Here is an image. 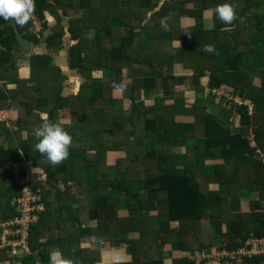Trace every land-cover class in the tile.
<instances>
[{
	"label": "crops",
	"instance_id": "0c3cea01",
	"mask_svg": "<svg viewBox=\"0 0 264 264\" xmlns=\"http://www.w3.org/2000/svg\"><path fill=\"white\" fill-rule=\"evenodd\" d=\"M49 1L51 3H56L55 0ZM61 1L67 3L70 0ZM83 1L89 3L91 7L99 8L104 1L108 0ZM153 1H156L157 4L153 9L149 10L142 25L148 23L149 19L152 18V12L159 9L164 0ZM75 2H78V0H75ZM225 2L234 6L237 17L232 24L220 28L218 17L214 15L213 9L216 5ZM129 3L128 0H120V6L122 7L128 6ZM54 8L56 9L54 12L50 10L51 7H49V9H43L41 15L34 10L29 20L28 28L25 29L24 33L19 32L24 37L25 35L32 36V40L28 39L31 43L29 54L15 58V52L19 50L18 41L12 44L13 58L10 64L14 65L16 72L12 74L11 77L13 78L7 79V81L4 82L5 84L0 81V89H5V86L9 90L15 89L18 81L24 82V85L28 89L35 88L38 85V81L45 83L46 81L43 79L37 80L31 77L30 57L33 55H49L51 58L50 65L59 68L61 74L65 76L64 81L61 83V95L64 97H73L77 95L86 79L80 69L70 68L69 50L75 43L69 29L71 28L73 30L79 28L84 30L80 33V36L86 41L84 48L89 52L88 54L91 56L94 54L97 56L101 55L99 59H95L98 66L95 70L91 71V77L100 80L104 84L117 83L110 92L106 106L102 103H98L97 106L104 111L105 109L110 110L113 106V101H118L128 111L134 107V103L138 101L143 102L144 99L146 101L143 102L145 106L159 108L162 105L167 112L174 115L175 121L182 125V127L175 130L168 139L165 136L163 128L146 131L142 134V148L145 152H151L156 143L163 141L161 152L172 156L175 160V164L173 165L172 162L169 164V167H166L164 158L160 156L156 158L157 160H155L154 163L148 159L149 163L145 170L146 173H144V171H139L134 176L129 177L128 180L123 179V188L127 192L124 190L119 192L111 187L109 179L107 178L108 175H113L117 171L116 166L118 160L126 157L123 150H114V148H112L113 136L109 130L101 131L102 144L107 147L108 150L105 153V158L98 160L96 165L89 163L93 162L97 153L96 150L91 149L85 151V153L82 152L81 155L83 156H79L78 152L69 151L68 158L73 159L72 161L77 163L74 168L77 176L69 180L68 183L71 185L72 194L75 195L79 220L77 221L75 219L76 215L73 216L71 213H68V210L62 208L57 210L56 213H53V218L50 217L47 221L50 227L45 229V224L38 234L37 240L39 242H46L49 245L47 250H43V252L47 253L48 257L50 252L60 250L65 258L72 259L74 264H79L80 259L77 255L79 247L92 246V250L97 247L100 248L99 257L104 263H130L131 254L127 250V245L130 242L129 240L137 237L135 231L130 230L120 235L121 240L119 243L113 245L109 243L97 245L88 234H84L82 237L77 238L76 233L79 228L83 229L85 227L91 228L97 226V221L89 217V209L94 199L99 195V188L106 183L108 184L107 193L109 196L116 198L115 210L118 216L138 217L142 221L141 226L149 225L154 229L159 228L162 224L165 226L169 225V227L172 228L170 238H175L167 241L162 248V255L166 264H171L173 258L181 256H187L191 259L193 256L214 253V251L217 248H221L228 239L225 227L218 230L217 224L214 223L211 218L200 219L198 221V227L203 233L212 236V246L205 250H184L177 239L180 234V220L174 217L170 219V221H167L168 214H166L163 219L160 217L159 208L167 209V204H169L164 198L170 197V194H173L172 190L169 191L170 188L168 186L165 187L164 190L158 192L157 197H153V195L149 196V198H155L154 206H150L151 209H148L146 205L138 209L134 201L132 204H128L126 199H128L127 196L129 194L146 193L152 186L143 182V178L148 175L154 179L157 177L161 178L166 173L176 175L177 177L183 176L187 167L186 157L194 152V148L202 147L205 144V127L203 124L196 122L194 116L185 113L187 106L195 105L208 113L214 114L223 125L229 124V126L233 128V131L236 128L241 129L242 125L239 124V122H234L230 125L231 122L227 120L228 109H226L224 105L229 106L230 103H232V100H229L230 97L238 99V104H234L247 106V114L249 116L264 111V103H255L252 101L248 96L247 90H245L246 87L237 89L226 86V84H222L221 86H213L212 84V82L216 80L214 79V74L220 75L221 72L217 68L226 69L229 68L232 63L231 66H236L240 70L239 73H246L248 75V85L256 88L254 92H251L253 94L252 98L264 95V92L261 91L262 85L264 84V0H195L181 5L179 4L177 8L163 14L169 24L175 28L176 37L180 36V39H175L172 43L174 47H169V49L173 48L178 50V60L170 66L167 65L165 69H168L163 70L162 76L152 75L155 70L159 71V68H161L160 65H163L166 59V57H163L161 61L159 60V52H161L160 47H153L154 50L151 51L150 47H129L131 50L130 56L129 60L125 63L117 55H108L111 51L110 47H107L108 50L104 47L111 42V44L118 43L117 41L119 38L117 35L123 34L124 31H126V28H124L125 26H123L120 21L123 14H118V12H120L119 10L112 8V11H109V13L112 14L110 17V24L107 22V27L110 26L112 31L111 40H109L102 36L103 32H101L97 23H90L93 21L92 18L84 19V17H80L81 12L77 11L78 9L76 10L75 7L65 8L64 6L62 7L56 4ZM190 11H192V14ZM70 22L74 23L70 24ZM86 22L89 23V27L86 26ZM105 24L106 21H103L102 28L105 27ZM6 25L7 24H5V26ZM62 26L64 29L62 37L54 38L53 36L58 35ZM128 28H130L129 25ZM153 31L154 30L151 29V34ZM204 35L212 36V40L208 45H212L214 51H205L204 47L199 43L196 47H184V51L179 52L183 44H191L185 42L189 40L188 38L203 37ZM97 38H99V40H96ZM181 39L184 40L181 41ZM194 42L198 41L194 39ZM2 47L4 46L2 45ZM98 49L101 51L97 52ZM117 68L121 71L119 75L116 74L115 69ZM151 72L152 74H149ZM141 77L145 78L142 89L140 90L141 92L138 93L137 98H134L132 85L137 79L142 81ZM164 78L170 79L171 85L164 86ZM165 87H167V94ZM23 95L24 94H20L19 96L23 97ZM229 95L231 96L229 97ZM19 96L13 94L11 100H7V102L3 101L0 108V144L8 149L17 146L18 108L23 110L26 109L25 102H20L22 100H19ZM14 97L18 98V100H15ZM14 105L15 107L12 108ZM7 114H10L11 119L7 120ZM69 115L70 113L68 110L61 111L60 118L57 120L65 127L66 131L71 125ZM45 117L47 118L43 113V122ZM125 129L132 130L130 125H126ZM22 134L25 135V132ZM246 135L248 136L250 145L252 147H258L259 143L255 140V135L251 126ZM127 138L131 137L127 136ZM76 144L78 146L83 145L78 141ZM260 147L255 150L257 152H255L253 159H257L264 163V159L262 160L257 157L260 154L259 149L262 148L261 150H264V147ZM188 166L190 167V165ZM194 168L201 171L204 175V179L208 180V186L206 188L208 191L213 192V194H220L224 198L228 196V194L230 195L233 183L231 182L232 178L228 176L235 169V164L233 162H226L223 159L217 158L199 162L194 165ZM256 172L257 170L250 172V174ZM154 173L157 175H153ZM244 173L245 174L241 176L240 174L237 176L240 179H242V177L244 179L249 177L246 176L245 171ZM257 174L258 173H256V176ZM57 177L59 178L58 186L63 189L65 187L62 182L64 178L63 171H59ZM12 179V182L0 183L1 206H5L7 202L13 205L16 197L21 194L25 186H29L33 189V183H36L37 186L43 187L46 193V199L50 202V208L53 210L56 206L58 207L56 190L47 183L46 175L39 167H34L23 158L12 165ZM17 186L21 188V190H19L20 192H18ZM38 188L40 189V187ZM178 191L179 189L177 186L175 187V192L177 193ZM125 194L128 195L125 196ZM259 198L260 192L252 189L248 182H245L240 185L237 199L235 198L233 204V209L235 210L233 213L238 214L236 218L250 223L252 229L259 228L261 225L258 219L253 218L250 206L252 200ZM210 204L211 205L208 206L210 214H216L220 211L221 203L219 202V198L212 197L210 199ZM179 208L182 207H178L177 209ZM260 210L264 211V198L261 199ZM54 221H57L59 225L54 224ZM116 230H118V227L116 225L112 226V231ZM73 233L76 234V236H72ZM159 243L158 237L153 238L152 241L147 243L149 249H147L148 251L142 252L141 258L145 259L148 256L151 258L159 257ZM33 244L36 245V242H33ZM25 252H29L28 244L27 249L21 250L19 254L22 255ZM20 259L21 257L19 258L18 264H20ZM36 264H49V257L43 263L37 261Z\"/></svg>",
	"mask_w": 264,
	"mask_h": 264
},
{
	"label": "trees",
	"instance_id": "16d2710c",
	"mask_svg": "<svg viewBox=\"0 0 264 264\" xmlns=\"http://www.w3.org/2000/svg\"><path fill=\"white\" fill-rule=\"evenodd\" d=\"M56 3H51L49 0H35V12L39 15L42 14L43 9L51 7V11H56L54 8L56 4L60 6L75 7L77 11L81 12L80 17L84 19L92 18L93 21L90 23H97L102 36L111 40V27H107V22L110 24V17L112 14L109 11L113 9L119 10L118 14H123L120 21L126 31L123 34H118V43H109L104 48L108 50L110 47V56H118L125 63L129 60L130 49L129 47H150V51L154 50L153 47H160L161 52L159 60L166 57L164 64L160 65L159 71L155 70L152 75L162 76L163 70L168 65L174 64L179 57L177 49H169L174 47L173 41L180 39L176 37L175 28H173L163 14L168 13L170 10L177 8L180 4L195 0H164L159 9L152 12V18L149 19L148 23L142 25L145 16L150 9L156 6L157 2L153 0H128L130 3L128 6H120V0H108L104 1L100 7H91L89 3L83 0H70L65 3L61 0H55ZM204 1V0H203ZM207 1V0H206ZM215 6V5H213ZM64 8V9H65ZM189 12V10H188ZM192 14V11H190ZM135 19H134V18ZM237 17V15H236ZM106 21L105 27L102 28V22ZM220 28L224 27L225 24L219 20ZM59 22V20H58ZM163 22V24H162ZM74 22H70L72 24ZM87 23V22H86ZM7 24L6 26H4ZM89 23L86 24L87 27ZM128 25L130 28H128ZM29 26V22L23 26H18V30L21 33L25 32ZM151 29L153 33L151 34ZM83 29H69L72 35V39L75 44L69 50V65L72 69H80L82 74L85 76L86 81L82 84L77 95L73 97H64L61 95V83L64 81L65 76L61 74L59 68L51 66V58L49 55H33L30 57L31 77L35 79H43L45 83L37 82L35 88L28 89L24 82L18 81L16 88L9 90L0 89V108L3 101L11 100L13 94H24L20 97V102H25L26 109L18 108V138L17 146L12 149H8L0 144V183L12 182V165L23 158L30 162L34 167H39L46 175V181L55 190L58 197V207L56 206L53 210L50 208V202L46 199V193L43 187L37 186L33 183V190L39 189L41 194V203L43 208L36 211V220L31 224L28 236V247L29 252H25L22 255L12 254L9 251V247H0V264H18L19 258L20 264H36L37 261L42 263L46 261L47 253L43 250H47L49 247L46 242H39L38 234L41 228L46 224V228L49 223L47 222L50 217L53 218V213H56L59 209L68 210L75 216L78 221V210L75 202V195L72 194L71 185L68 183L69 180L74 179L77 176L75 171L76 162L73 159L67 158L58 165H52L45 155H42L35 149V136L34 130L43 123L42 114L44 113L47 118L51 121H57L60 118L61 111L68 110L70 115V127L67 131L72 136V145L69 151L78 152L79 156L82 152L85 153L87 150H96V155L93 162H89L93 165L97 164L98 160L105 158V153L108 150L102 144L101 131L109 130L113 136V147L114 150H123L126 157L118 160L116 169L117 171L113 175H108L109 184L119 192L122 190L126 191L122 184L123 179L128 180L129 177L134 176L139 171L146 173L148 166V159L155 162L158 156L164 158L166 167L175 160L172 156H169L161 152V146L163 141H160L154 145L151 152H145L142 148L143 142L141 139L142 134L146 131H152L154 129L163 128L165 131L166 138H170L172 133L180 129L182 125L178 124L172 113H169L161 105L159 108L145 106L143 103H134V107L131 110H126L122 104L118 101H113V106L110 110H102L97 104H107V100L110 96V92L117 85V83L104 84L100 80L93 79L90 73L95 70L98 66L96 58L99 59L101 55L94 54L89 55L88 51L85 50L84 44L86 41L82 39L80 33ZM98 31V30H97ZM64 34V29H60L58 35L53 36L54 38H60ZM29 40H32V36L25 35ZM52 37V38H53ZM53 38V39H54ZM191 44H183L181 51H184V47H196L200 43L202 47L208 45L212 40L211 35H204L203 37H191L188 38ZM196 39L198 42H194ZM96 40H99L97 38ZM95 40V42H96ZM184 40V39H183ZM181 39V41H183ZM0 42L4 47L0 48V81L6 82L7 79L13 77L12 74L16 72V68L10 61L13 58V47L12 44L16 42L15 33L13 27L9 21H5L0 17ZM102 42V41H101ZM104 42V41H103ZM195 44V45H193ZM199 47V46H197ZM158 49V48H157ZM101 51L100 49L97 50ZM144 53V51L141 49ZM84 54V55H83ZM236 56V55H235ZM95 61V63H94ZM223 69L218 67L220 75L214 74L213 86H231L234 88L243 87L248 92V96L252 101L264 103V95L259 97H253L251 92H254L256 88L248 85V75L246 73H239L240 70L236 66H231ZM116 74H120V69H115ZM221 76V77H220ZM229 80H227V79ZM170 79L164 78V86L171 85ZM224 82V83H223ZM51 83V84H50ZM142 81L137 79L132 85L134 98L138 96V91L141 87ZM5 84V83H4ZM18 84V85H17ZM250 87V88H249ZM166 94H167V87ZM254 88V90H253ZM251 90V91H250ZM262 92H264V84L262 85ZM18 100V98H15ZM101 105L102 107H104ZM233 112L239 116V124L242 125L241 129H235L223 123L211 113L204 111L202 108L191 105L187 106L185 113L194 116L196 122H199L205 127V144L202 147L194 148V152L186 157V169L183 176L177 177L173 174H165L163 177L153 178L149 175L143 178V182L147 185H152L145 194H125L128 199L127 203L132 204L134 201L135 206L138 209L143 208V205L154 206L155 198H149V196L157 197L158 192L164 190L165 187H169V191L172 190L170 197L164 198L167 200L168 208H159L160 217L163 219L167 215V221L177 217L180 220V234L177 237L184 250H205L212 246V236L210 234L203 233L198 227V221L202 218H211V220L217 224L218 230L225 227L228 234V239L225 241L222 247L235 248L241 246L245 240L251 236L257 234V236L264 235V211L260 210L261 199L264 198V163L257 159H253L255 150L258 147H252L250 145L248 136V130L252 127L255 135V140L258 141L259 147H264V111L261 113H254L252 115L247 114V106L236 105L230 103ZM12 106V108H14ZM11 108V107H10ZM234 123L231 122L230 125ZM126 125H130L132 130L125 129ZM25 132V135L22 133ZM130 136L131 138H127ZM80 142L83 145L78 146L76 142ZM223 159L226 162H233L235 169L228 177H231L233 188L230 190V195L225 198L220 194H213L206 188L208 186V180L204 179V175L201 171L194 168L199 162L205 160ZM190 165V167L188 166ZM256 173L250 174V172L256 171ZM63 171L64 178L62 182L64 188L58 186L59 178L57 173ZM246 179L242 177L240 179L237 175L245 174ZM157 175V174H153ZM159 175V174H158ZM251 176V177H250ZM124 180V181H125ZM228 181V180H227ZM229 182V181H228ZM248 182L249 186L260 192V198L252 200L250 206L252 209L253 218L258 219L261 223L259 228L252 229L250 223L244 222L236 218L238 214L233 213V204L235 198L237 199V193L242 183ZM108 184L104 183L99 188V195L94 199L91 208L89 209L90 219L97 221L96 227H85L79 228L77 231V238L82 237L84 234H88L94 243L100 245L102 243H109L110 245L118 244L121 240L120 235L127 231H135L137 237L129 240L127 250L131 254V260L128 264H166L162 255L163 245L174 238H170L172 228L169 225L165 226L162 224L159 228L154 229L149 225L141 226V220L138 217H126L118 216L115 210L116 198L109 196L107 193ZM178 186L179 191L175 192V187ZM18 192L21 190L17 186ZM106 190V192H105ZM17 192V193H18ZM127 192V191H126ZM212 197L219 198L221 203V209L216 214L209 213L210 199ZM69 198V199H68ZM157 199V198H156ZM234 199V200H233ZM158 201V199H157ZM238 201V200H236ZM182 203V204H180ZM178 207H182L177 209ZM15 203L11 205L9 202L5 206L0 205V219L10 218L17 214L15 209ZM230 210V211H229ZM170 223V222H169ZM54 224L59 225L57 221ZM168 224V223H167ZM116 225L118 230L112 231V226ZM43 230V229H42ZM163 234H162V233ZM34 234V235H33ZM72 234V236H76ZM159 238V257L141 258V254L144 251H148L147 246L153 238ZM124 238V236H123ZM122 238V239H123ZM77 240V239H76ZM36 242V245L33 244ZM100 248L92 250L89 247H79L77 255L79 256V264H126L124 262H110L104 263L99 257ZM171 264H195L192 258L189 259L187 256H181L172 259ZM242 264H264V254L254 255L248 257Z\"/></svg>",
	"mask_w": 264,
	"mask_h": 264
},
{
	"label": "built area",
	"instance_id": "2783aa9c",
	"mask_svg": "<svg viewBox=\"0 0 264 264\" xmlns=\"http://www.w3.org/2000/svg\"><path fill=\"white\" fill-rule=\"evenodd\" d=\"M16 204L15 216L0 219V247H9L12 254L27 249L30 226L36 220V211L43 208L40 190L25 186ZM263 254L264 237L251 235L239 247L217 248L214 253L193 256L192 260L195 264H242L248 257Z\"/></svg>",
	"mask_w": 264,
	"mask_h": 264
},
{
	"label": "clouds",
	"instance_id": "9594fccd",
	"mask_svg": "<svg viewBox=\"0 0 264 264\" xmlns=\"http://www.w3.org/2000/svg\"><path fill=\"white\" fill-rule=\"evenodd\" d=\"M34 10L35 0H0V17L20 27L29 22ZM213 13L225 24H232L236 19L234 6L227 2L216 5ZM203 47L205 51H214L212 45ZM34 136L35 149L45 155L52 165H58L68 158L72 136L60 122H54L45 117L42 125L35 128ZM14 203L16 206V199ZM49 264H74V261L65 258L62 251L56 250L50 252Z\"/></svg>",
	"mask_w": 264,
	"mask_h": 264
},
{
	"label": "rangeland",
	"instance_id": "374dc122",
	"mask_svg": "<svg viewBox=\"0 0 264 264\" xmlns=\"http://www.w3.org/2000/svg\"><path fill=\"white\" fill-rule=\"evenodd\" d=\"M5 26V25H4ZM141 79H142V83H141V87H140V89H139V91H138V93L139 92H141L140 90L142 89V85H143V82H144V77H141ZM231 95H229V97H230ZM139 98H140V96H139ZM229 100H232V103H237L238 104V99H236V98H229ZM143 102H146L144 99H143ZM142 101H138V103H143ZM144 104V103H143ZM224 107L226 108V109H228L227 111V120H228V122H236V123H238L239 122V116H238V114L236 113H234L233 112V109L231 108L232 106L231 105H229V106H226V105H224ZM11 116H10V114H7L6 115V118H7V120L8 119H11L10 118ZM236 125H238V124H236ZM258 145V144H257ZM258 148H259V146H258ZM261 148V147H260ZM262 149V148H261ZM261 149H259V151H260V154L257 156L259 159H264V153H263V151L261 150ZM258 151V152H259ZM90 248H93L92 246H89Z\"/></svg>",
	"mask_w": 264,
	"mask_h": 264
},
{
	"label": "water",
	"instance_id": "95a60500",
	"mask_svg": "<svg viewBox=\"0 0 264 264\" xmlns=\"http://www.w3.org/2000/svg\"><path fill=\"white\" fill-rule=\"evenodd\" d=\"M11 23L15 33L16 41H18L19 45V50L15 52V58L28 55L31 45L30 41L19 33L17 25H15L12 21Z\"/></svg>",
	"mask_w": 264,
	"mask_h": 264
}]
</instances>
